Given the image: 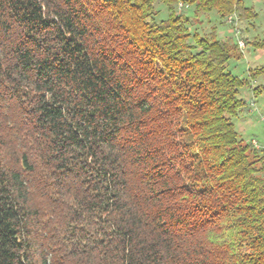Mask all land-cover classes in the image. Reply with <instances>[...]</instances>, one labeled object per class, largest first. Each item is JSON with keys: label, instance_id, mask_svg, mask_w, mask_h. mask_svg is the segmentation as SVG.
Returning a JSON list of instances; mask_svg holds the SVG:
<instances>
[{"label": "trees", "instance_id": "obj_1", "mask_svg": "<svg viewBox=\"0 0 264 264\" xmlns=\"http://www.w3.org/2000/svg\"><path fill=\"white\" fill-rule=\"evenodd\" d=\"M178 2L255 17L0 0V264H264V154L231 120L264 65L233 75Z\"/></svg>", "mask_w": 264, "mask_h": 264}, {"label": "rangeland", "instance_id": "obj_2", "mask_svg": "<svg viewBox=\"0 0 264 264\" xmlns=\"http://www.w3.org/2000/svg\"><path fill=\"white\" fill-rule=\"evenodd\" d=\"M243 1L255 13V17L237 11L221 19L214 10L202 13L195 12L193 5L181 2L176 5L179 13L186 14L191 32L216 35L219 40L226 42L232 53L226 68L240 78L248 77L249 68L264 65V49L251 45V41L262 37L264 33V0ZM155 10L157 14L154 18L157 20L165 18L168 13L166 6L161 3H156ZM239 41L243 43L242 47L238 45ZM259 83H263L261 78L252 81L250 87L244 85L238 89V96L246 100L247 104L231 118L240 137L251 147L250 159L264 154V91L255 96L251 92V87Z\"/></svg>", "mask_w": 264, "mask_h": 264}, {"label": "built area", "instance_id": "obj_3", "mask_svg": "<svg viewBox=\"0 0 264 264\" xmlns=\"http://www.w3.org/2000/svg\"><path fill=\"white\" fill-rule=\"evenodd\" d=\"M229 18H231V17H229ZM238 45H239L240 47H242V46H243V43H242L241 41H239V42H238Z\"/></svg>", "mask_w": 264, "mask_h": 264}]
</instances>
